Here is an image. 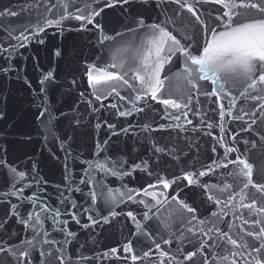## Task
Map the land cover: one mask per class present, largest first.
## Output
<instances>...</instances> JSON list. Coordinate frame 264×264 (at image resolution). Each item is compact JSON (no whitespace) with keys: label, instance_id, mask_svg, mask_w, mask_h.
Listing matches in <instances>:
<instances>
[{"label":"water","instance_id":"obj_1","mask_svg":"<svg viewBox=\"0 0 264 264\" xmlns=\"http://www.w3.org/2000/svg\"><path fill=\"white\" fill-rule=\"evenodd\" d=\"M48 2L51 4L56 0ZM104 2L74 0V7L69 11L83 8L85 4H90L93 9L102 8ZM221 8V5L209 3L202 5L200 11L209 14ZM5 9L18 15L0 17V45L12 53L11 58L6 59L7 53L0 52V69H9L0 71V161L5 162L0 164V225H3L0 227V241L16 245L18 256L28 247L20 241L31 240L35 236L33 264H42L45 259L47 264H59L55 256L62 245V254L71 257L70 264H160L161 259L164 264H169V261L171 264H190L184 260V255L195 251L201 242L208 246L202 254L194 257L192 264H205V260L207 264H232L233 260L236 264H245V261H251L256 255L254 252L252 256L248 255L251 247L264 243V240L247 235L249 231L258 232L264 226V213L256 210L264 207V192L249 185L241 194L246 178L236 175L240 166L215 167L213 161L223 165L240 155L253 165V183L264 185V116L257 107L261 102L242 97L240 92L244 84L225 77L226 90L235 97L234 107L229 103L230 97L217 100L214 96L198 95L193 91L191 111L184 110L188 111L187 117L172 108H168L169 115H165V106L158 101H136L134 108L130 101L136 93L119 81L111 82V86H115L120 96L127 99L121 100L115 93L109 94V84H100L94 89L88 80V70L95 65L121 74L127 72L126 79L138 88L139 81L132 77L139 60L133 63L131 58L142 44H146L149 26L171 18L173 23L168 24V28L170 31L175 29L174 35L183 33L186 26L188 34H192L198 28H193L195 20L191 14L185 11L177 16V6L167 0H129L127 4L116 3L105 8L91 24L74 18L66 19L60 27L46 28L34 39L30 38L25 47L13 51L9 47L17 44L13 37L25 28L34 30L32 26L37 23L38 13L42 17L45 12L44 0H0V11ZM246 14L254 15L255 12L248 10ZM48 18H57V10L48 14ZM141 19L143 27L138 26ZM9 32L12 36L8 35ZM104 36L111 39L101 43ZM39 40L44 42L39 43ZM111 64L117 67H108ZM181 66L182 58L177 60L176 57L165 64L161 78L168 76L171 79L166 82L162 98L179 100L187 92L183 80L174 75ZM49 71L53 77L45 81L44 76ZM211 90L210 82L200 81L201 93H210ZM97 95L102 98L97 100ZM220 103L226 109L231 107V116H220ZM112 104H116V108H112ZM136 108H144V111L137 112ZM241 109L250 115L234 119L241 115ZM254 111L256 115L251 116ZM41 112H45L43 117H40ZM120 112L130 114L120 116ZM177 115L181 118L173 119ZM252 119H256L255 124L251 123ZM188 120L192 123H187ZM209 123L211 128L207 127ZM108 125L114 127L109 128ZM145 125H151V129L145 130ZM157 147L164 151L156 152ZM226 147L239 151L225 157ZM105 157L110 159L105 161ZM111 161L117 162L118 173L128 174L111 175L95 166L107 163L111 168ZM89 162H92L91 166ZM210 166L214 171H208ZM12 167L17 172H25V178L20 179L13 174L10 171ZM201 171L207 174L198 177V184H190L185 178V173L198 175ZM161 177L176 182L169 189H163L161 185L148 189L167 195L168 201L163 202L164 197L160 196L162 203L157 205L151 196L144 195L143 189L156 184ZM225 183L233 187L219 191ZM108 189L113 190L114 202L106 200ZM130 189L133 190V200L126 195L120 196ZM13 191L18 194L12 195ZM92 192L97 194L95 201L92 200ZM233 194H236L234 199L225 207L228 196ZM209 195L225 203L217 205L214 199L209 200ZM28 196L36 201L35 206L25 199ZM173 196L195 208L196 212L188 213L181 209L177 200L171 199ZM252 200L256 201L255 208L249 210L240 206L250 204ZM12 205L17 207L13 209ZM45 205L51 212L41 214L44 222L42 227H38L39 234L20 223L21 219L28 218V212L40 213ZM109 209L117 215L109 216L104 222L100 217L108 216ZM56 210L60 216H55ZM14 212L19 215H14ZM129 212L135 216V221L127 215ZM213 212L217 216L213 217ZM73 213L75 219L72 218ZM145 213L148 219H145ZM90 215L100 222L92 224L88 219ZM192 215L197 220L190 225L187 221ZM256 219L262 223L253 224ZM65 220L67 224L63 223ZM201 220L205 223L200 224ZM86 224L88 227H84ZM137 224L144 226L146 233L151 235L138 230ZM193 225L195 235L187 230ZM214 226L236 239L238 245L246 242L250 247L237 248L229 244L227 238L218 239L220 234L214 231ZM200 228L204 232L213 228L209 234L212 240L198 231ZM69 232L75 235L68 236ZM45 240L58 243L45 244ZM163 240L171 243L164 244ZM213 241L220 247H215ZM129 242L132 251L125 252L124 246ZM155 243L161 245L160 249H156ZM113 248L117 249L116 254L111 253ZM150 249L149 257L143 258V253ZM50 250L52 256L49 257ZM41 251L45 257L39 256ZM160 251L168 252L169 257H160ZM234 252L241 255L233 256ZM105 253L109 255L105 256ZM133 254L141 259L132 261ZM225 256L227 260L222 259ZM80 257L86 259L81 260ZM0 264H18V261L0 253Z\"/></svg>","mask_w":264,"mask_h":264},{"label":"snow or ice","instance_id":"obj_2","mask_svg":"<svg viewBox=\"0 0 264 264\" xmlns=\"http://www.w3.org/2000/svg\"><path fill=\"white\" fill-rule=\"evenodd\" d=\"M96 0H93L95 3ZM129 0H105L102 8L93 9L90 4H85L83 8L76 7L74 11H69V8L74 7V0H56L55 3L49 4L48 0H44L45 12L42 14L38 13L37 15V23L32 26L33 31H29L28 28H25L23 32H20L18 36L13 37L16 41V45H9L10 48L15 51L17 48L25 47L29 42L30 38H35L38 33L45 32V29L48 27L56 26L60 27L64 20L74 18L76 20L84 21L86 24L93 23L95 17L99 16L101 12L104 11L105 8H110L115 6L116 3L127 4ZM168 3L174 4L177 6L176 15L180 16L185 11L190 13L191 16L195 20V25L193 28H198V31L193 32L192 34H188L187 26L184 29L183 33L177 32L176 35L173 34V31H170L168 28V24L173 23L171 18H168L163 23H154L149 26L150 33L148 34L146 44H142L141 48L137 51L136 55L133 56L132 62L137 63L136 68L134 69L135 75L132 77L133 80L139 81V87L137 88L134 84H131L126 76L127 72L123 74L108 71L106 68H97L95 65L90 66L88 70V80L89 83L95 89L97 85L100 84H109L111 86V82L119 81L122 86H127L130 91L135 92L136 94L132 97L131 103L135 108V102L141 101L144 99L158 101L160 104L165 106V115H169L167 109L172 108L181 112V115L187 117L188 111H191L190 105L193 100V96L191 92L195 91L198 95L205 96H214L217 100H220L222 97L227 98L230 97V105L231 107L235 106V97H232V93L226 90L227 80L225 77H230L232 79H237L244 84L243 91L240 92L242 97H246L249 100L260 101L257 107L261 110V116H264V0H167ZM213 4V5H221L222 8L218 11H214L209 14H204L200 11L202 5L204 4ZM159 7V5H157ZM57 10V18L52 19L48 18V14L52 13L53 10ZM62 10V11H61ZM248 10H254V15H247ZM87 12V14H83ZM18 13L11 11L9 9H5L4 11H0V17L4 16H17ZM241 17H244L241 19ZM83 26V25H82ZM138 26L143 27L144 21L141 19L138 22ZM97 28L100 27L99 24L96 25ZM25 32L28 34L25 35ZM9 36H12V33H8ZM179 36V38H178ZM111 37L104 36L101 43L104 40H109ZM39 43H43V40H39ZM0 52L7 53L6 59H10L12 53L8 51V48H4L0 45ZM59 55V53H57ZM173 57H176L177 60L182 58V66L177 73L174 75L181 78L187 87V92L180 97L179 100L173 98H162L163 90H165L166 82L171 78L168 76H164L161 78V73L164 70V66L166 63H170L173 60ZM122 66V65H121ZM110 68H116V64L108 65ZM8 68L0 69V71L7 72ZM143 73V74H141ZM53 77V73L49 71L45 76L44 80L49 81ZM200 81L210 82L212 86V90L210 93L204 92L201 93L200 89ZM251 90V92L249 91ZM41 91H44L41 89ZM115 93L117 97L121 100L127 99V97L120 96V93L117 91L115 86H111V92L109 94ZM255 93V94H251ZM102 98L101 95H97L96 99L100 100ZM147 106V105H146ZM112 108H116V104L111 105ZM220 116L224 117L226 114L231 116V107L226 109L223 103H220ZM188 109V111H184ZM137 112H143L144 108H136ZM241 115H237L233 117L234 119L240 120L243 119L244 116H249L248 112H245L243 109L240 110ZM130 112H120V116L129 115ZM45 112L40 113V117H43ZM255 111L251 113V116H255ZM181 117L179 115L174 116L173 119L179 120ZM187 123H192L191 120H188ZM252 124L256 123V119H252ZM97 127H100L98 124ZM109 128L114 127V125H108ZM160 127H165L164 125H160ZM207 127L211 128L212 124L209 123ZM145 130H150L151 125H145ZM124 131H127L125 129ZM221 131H223V127H221ZM247 131V129H244ZM222 139V138H221ZM234 139V137H233ZM105 144L107 141L104 142ZM247 143V142H245ZM63 146V145H62ZM99 147V145H98ZM156 152H163L164 149L157 147L155 148ZM213 152L216 151L215 148L212 149ZM239 150L234 147H226L225 148V157L228 156L229 153H235ZM110 158L105 157V161H108ZM5 163L4 161H0V164ZM90 166L92 162H89ZM112 167L109 168L107 163H97L95 166L100 168L102 171L106 173H110L111 175H125L128 173H118L117 162L111 161ZM145 167H147V162H144ZM228 164L239 165L240 167L236 170V175L240 177L246 178V182L243 184V188L241 189V194H243V190L247 189L249 185H252L259 192H264V185L254 184L253 183V165L250 164L246 158H243L240 155H237L234 160H228L226 164L218 165L215 161H213V166L215 167H224L227 168ZM210 166L208 171H214V167ZM135 167H140V165H135ZM35 169V166H34ZM10 171L18 176L20 179H24L26 173L23 171L17 172L16 168H10ZM207 173L205 171H201L197 174L195 173H185V178L188 180L190 184H198L200 176H204ZM232 175V173H229ZM67 179V177H66ZM179 179V178H177ZM176 180L169 181L161 177L156 184L148 185L147 188L143 189V193L145 196H151L156 204L159 205L162 201L158 198L160 196L164 197L163 202L168 201V197L164 192H150L149 188H156L157 185H161L163 189H169L172 184H174ZM39 183V182H38ZM26 187H30V185H26ZM203 187L208 188V185H203ZM216 187V186H213ZM233 186L225 183L223 188H220L219 191L224 192L227 189H231ZM19 191H23L20 189ZM112 189H108L109 197L111 201H115L116 197L111 196ZM133 190H129L127 193H120V196H127L129 200H133L134 197L131 194ZM12 195H17L16 191L11 192ZM236 194L229 195L227 202L221 201L219 198H215L212 195H209V200L214 199V203L220 205L221 203H225V207L231 203ZM92 200L95 201L97 198V194L95 192L91 193ZM242 198H245L242 196ZM30 201L34 206L36 201L32 196H28L25 198ZM172 200H177L180 204L181 209L186 210L188 213H195L196 209L190 207L188 204L183 201H178L176 196L171 197ZM139 203H144V201H139ZM148 206V205H146ZM241 207L248 208L249 210L256 207V201L252 200L250 204H241ZM13 209L17 206L12 205ZM259 213H264V207L256 209ZM223 211V210H221ZM50 213L51 210L48 209V206L45 205L40 209V213L28 212L27 219H21L20 223L25 225L26 227L32 228L34 231L38 233V227L43 226L44 220L41 218V214ZM14 215H19V213H13ZM225 215L227 213H224ZM61 213L59 210L55 211V216H60ZM117 213L114 210H108V216L101 215L100 219L104 222L108 221L109 216H115ZM129 217L135 221V216L131 212L127 213ZM212 216H217L216 212L212 213ZM47 216H44L46 219ZM73 219L76 218L75 213L72 216ZM55 221V217H53ZM92 224H98L100 221L94 219L91 215L88 217ZM145 219H148L147 213H145ZM197 220L195 215H192L191 219L187 221L188 224H192V221ZM58 222V221H57ZM64 224H67V221H63ZM79 223V221H77ZM200 224H204L205 221H199ZM245 224L248 223L247 220L244 221ZM253 224L259 225L262 223L261 220L256 219L252 221ZM3 227V225H0ZM84 227H88V225H84ZM229 228L231 225L229 224ZM137 229L144 231L145 234L151 235L150 233H146L144 226L137 224ZM189 232H192L195 235L196 228L195 225L189 227L187 229ZM63 232V229H60ZM198 231L202 232L204 235L209 236V240H212L210 233L213 232V228H209L207 232H204L203 228L198 229ZM214 231L219 233L218 239L227 238V242L237 248L247 249L250 246L245 242L243 245H238L236 239L231 238L227 232H221L219 227L214 226ZM47 235V232L44 233ZM75 234L72 232L68 233V236H74ZM248 236L253 237L257 240H264V226L259 228V231H249L247 233ZM36 239L35 236L31 240H21L20 244L28 245V247L24 248L19 252L17 256V252L15 251L16 245H8L6 242L0 241V253H5L7 256L11 257L12 260L18 261V264H33L31 259L34 249L33 241ZM43 243H58L57 241H47L45 240ZM67 243V240H65ZM164 244H170V240H163ZM213 245L215 247H220L219 244L213 241ZM206 245L204 242H201L199 247L196 248L195 251H189L186 255H184V260L190 262L194 261V257L198 253H203ZM156 249H160L161 245L159 243H155ZM125 252H131V242L124 246L123 249ZM178 251H182L178 249ZM64 252L63 245L58 250V254L55 256V259L59 262V264H70L71 257L65 256L62 253ZM117 249H111L112 254H116ZM256 253L255 256H252V253ZM151 253V249L148 252L143 253V258L149 257ZM105 256H108L109 253H105ZM233 256L241 255L239 252H234ZM249 256H252L251 261H245V264H264V243H261L259 247H251V251L248 253ZM40 257H45L44 252L39 253ZM48 256H52L51 250L48 253ZM160 257L167 258L169 257V253L166 251H160ZM81 260L86 259L84 257H80ZM141 259V257H137L136 255L131 256L132 261H136ZM171 259H175L172 257ZM222 259L227 260L228 257L225 256ZM42 264H47V260L42 261ZM160 264H164V260H160ZM171 264V261H169ZM205 264L207 261L205 260ZM232 264H236L235 260L232 261Z\"/></svg>","mask_w":264,"mask_h":264}]
</instances>
